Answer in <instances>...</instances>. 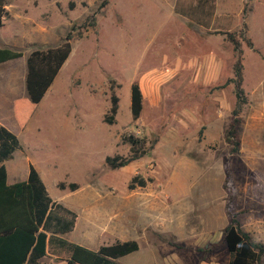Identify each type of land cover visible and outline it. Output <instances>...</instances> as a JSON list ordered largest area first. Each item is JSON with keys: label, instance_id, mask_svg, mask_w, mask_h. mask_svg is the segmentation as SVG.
Instances as JSON below:
<instances>
[{"label": "rangeland", "instance_id": "1", "mask_svg": "<svg viewBox=\"0 0 264 264\" xmlns=\"http://www.w3.org/2000/svg\"><path fill=\"white\" fill-rule=\"evenodd\" d=\"M5 9L0 46L23 57L73 36L69 57L19 134L39 170L64 190L79 186L80 218L64 240L92 235L81 221L86 208L99 229L123 223L126 208L127 230L115 238L95 228L99 245L138 243L119 263L226 264L231 188L230 212L252 239L264 241V0H7ZM228 34L241 43L247 97L237 154L224 139L235 95L233 84L221 86L237 60ZM133 83L143 95L137 121L130 113ZM112 96L118 111L109 125ZM130 137L144 154L126 167H107L106 157L131 155ZM134 178L145 186L130 190ZM132 217L136 226L149 223L143 240ZM202 219L209 230L200 234ZM208 246L211 253L203 250Z\"/></svg>", "mask_w": 264, "mask_h": 264}, {"label": "trees", "instance_id": "2", "mask_svg": "<svg viewBox=\"0 0 264 264\" xmlns=\"http://www.w3.org/2000/svg\"><path fill=\"white\" fill-rule=\"evenodd\" d=\"M7 0H0V26L6 18ZM79 37L81 33L78 34ZM228 40L233 45L237 60L233 67V78L227 80L223 86L233 84L235 105L231 111V122L225 131L224 139L232 146L231 153L239 152L240 141L237 138L238 126L241 122L240 113L247 103V97L242 88V64L240 61V41L232 34ZM72 33H68L63 42L56 47L44 50H34L26 57L25 97L14 102L13 110L17 124L24 129L33 116L35 109L52 85L61 67L71 53ZM244 38V35H241ZM22 56L14 51L0 46V63L17 59ZM116 96L111 97V105L104 122L113 124L118 111ZM143 108V95L137 83L130 87V113L133 121L140 119ZM131 155L127 158L120 156L106 157L105 164L112 170L128 166L141 157L139 154L141 141L130 137ZM21 144L13 133L0 126V264H46L43 258L50 256L66 264H121L119 259L139 250L136 241H116L111 245H101L96 251L86 249L80 245L70 243L61 236L73 231L77 214L60 203L53 202L48 196L43 182L37 171L30 166L28 179L14 185H7L5 162L12 158ZM134 178L129 189L144 187L145 182ZM224 187H227V182ZM58 188L66 189L64 183ZM70 191L79 189L78 184L70 183ZM229 191L226 200L228 225L223 230V241L228 254V264H262L264 244L255 242L250 233L244 231L237 214L230 212L233 190Z\"/></svg>", "mask_w": 264, "mask_h": 264}, {"label": "crops", "instance_id": "3", "mask_svg": "<svg viewBox=\"0 0 264 264\" xmlns=\"http://www.w3.org/2000/svg\"><path fill=\"white\" fill-rule=\"evenodd\" d=\"M26 57L27 56L23 57V54H22L20 58L0 63V126L6 128L8 131H10L15 136H17L18 140L20 137L19 134L22 133L28 125L27 123L25 128L21 129L15 120L14 110H13L14 102L25 96L24 80H25V74H26ZM30 166H32L39 174V177L41 181L43 182L45 189L48 193V196L51 198V200L53 202L60 203L63 206L75 212L74 196H75V192L77 193V190L79 189H77L76 191L58 189L57 185L59 181L57 182L53 181L48 172L44 170L42 171L39 170L35 161L30 157L28 153L25 152L23 144L21 145V149L16 150L13 153L12 158L9 161L5 162V168H6V173H7V179H6L7 185L11 186L19 182H25L28 179ZM55 189L60 191L61 194H56ZM151 199L154 200V198H151ZM75 213L77 214V212ZM124 214H125V219L123 223L120 222L119 224L117 223L112 224V222L107 221L104 224V226L99 229V228H96L95 225L90 224L91 222L95 223L96 213L93 212L90 208H86V214L85 216H83V219L81 221H82V224L88 222L87 226H89L88 227L89 229L90 227L93 228V233L90 237L83 238V239H77L78 243H73V244H77L86 249L96 251L101 245H99L97 241L98 236L95 233V228L97 230L96 232H99V234L105 235L109 231V235L112 238H115V236L120 231L127 230L128 217L126 214V208H125ZM112 216L113 215H110L109 217H112ZM79 218L80 217L77 214V221H76L73 231L75 230L78 224ZM134 219L135 217H132L130 221L134 223L135 225L136 223L134 222ZM108 222L110 223L109 225H107ZM148 224L149 223H147L146 225L144 224L138 225V226L135 225L136 231H137V234L140 240H143L142 238H140V234H143L150 227L148 226ZM240 226L242 229L245 228V226H242V225ZM205 227H208L206 225V220L202 219L201 224L198 227L200 234L205 233L207 230H209V228H205ZM244 231L250 233L249 229L247 228ZM73 240H75V237ZM114 241L116 242L119 240L114 239ZM127 241H130V240H127ZM145 241H147V243L151 246L154 245V242L149 238H146ZM254 241L264 244V241L262 242L257 241V240H254ZM121 242H124V241H121ZM203 250L205 252L211 253V250L209 251V246L205 248L203 247ZM206 256H204L203 258L205 259ZM228 262H229V256H228L226 264H228ZM166 264H171V263H166Z\"/></svg>", "mask_w": 264, "mask_h": 264}]
</instances>
